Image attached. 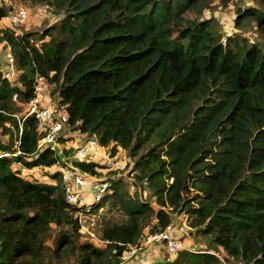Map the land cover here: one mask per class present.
Here are the masks:
<instances>
[{
	"label": "trees",
	"instance_id": "16d2710c",
	"mask_svg": "<svg viewBox=\"0 0 264 264\" xmlns=\"http://www.w3.org/2000/svg\"><path fill=\"white\" fill-rule=\"evenodd\" d=\"M38 1L64 14L40 36L10 27L0 5V43L19 70L15 80L0 71V264H64L75 254L73 264H124L128 246L140 247L176 213L190 215L209 246L149 264H264V0L236 18L256 23L260 42L225 37L206 17L212 2L232 0ZM40 76L71 130L111 157L128 153L153 191L155 206L121 201L128 218L104 221L103 247L79 242V209L65 199L60 170L54 183H40L14 168L63 167L73 154L40 147L35 117L23 118ZM71 164L105 176L95 161ZM52 223L68 228L55 247L46 243Z\"/></svg>",
	"mask_w": 264,
	"mask_h": 264
},
{
	"label": "rangeland",
	"instance_id": "374dc122",
	"mask_svg": "<svg viewBox=\"0 0 264 264\" xmlns=\"http://www.w3.org/2000/svg\"><path fill=\"white\" fill-rule=\"evenodd\" d=\"M0 5L5 6L10 11L18 6H24L28 9V20L20 27H17V31L20 33L36 31L40 36L44 29L48 28L50 25H55L64 16L62 12L57 11L53 7H50L44 1L0 0ZM257 5L258 0H232L229 4L212 2L208 11L205 12V15L206 17L211 16L212 23L214 24L215 28L221 31L225 37L228 35L234 36L236 34H240L241 36L246 37L248 42L258 40L260 42L262 41L263 35L257 29L256 23H254L253 21H248L239 26L236 22V18L238 17V8H241L242 11L246 7H255ZM4 22L7 23V20H5ZM1 50L4 51L5 48L2 47ZM47 88L48 92L46 94V100L49 101L47 104L50 106H58L60 108L61 105L58 103L57 96L54 97L50 94L52 86H48ZM75 133L78 134L74 135ZM75 133H73V141L65 143L62 147V150L69 146H79L85 142V139L87 137L86 135L81 134L80 132ZM1 139L5 143H7L8 141V137L2 136ZM107 151L109 152L110 148H107ZM103 156H106L105 152ZM65 163L71 164L70 157L66 159ZM115 163V167L112 170H108L107 172H105V176L103 175V177H110L112 179H115L116 181L119 180V188L117 190V194H114L115 190L113 188L109 193L111 196L109 197L107 202L101 205V207H95L91 212H76V215L79 218V222L81 224V230H83V236L79 240L80 243H94L97 246L102 247L106 245V242L102 241L101 239V229L104 221L112 220L121 222L128 218V215L122 209L121 201L123 199L129 200V198H135L149 202L152 206L156 205L153 191L148 186V183L146 181L141 182L135 177L136 171L134 170V161L130 158L129 154L125 151H119ZM17 165L19 164H14V168L19 169L22 175L25 177H31L33 180L40 183H50L52 181L51 173L44 172V169L42 170L43 172L39 170L33 173H26L25 171H23V169L20 168V165ZM53 169L54 168H50L46 171H50ZM25 170L27 171L28 169ZM189 221L190 215L188 214L179 215L176 213V217H173V223L177 226V228H185L186 230V232L184 233V240L189 250H202L207 248L209 246L210 236L197 234L195 232V229L190 228ZM63 229L68 228L52 223V230L50 232V235L47 237V245H49L50 247H55L57 236ZM150 234H148V236ZM131 246L133 249H135L134 245ZM141 246L137 248L138 251L131 250V253L128 252L125 255L126 262L124 264H149L151 262L161 263L166 259L175 257V255H171L167 251L165 246L159 245V243L156 242H148L147 239L141 244ZM215 251L220 254L221 257H225L224 251L220 249ZM76 255L77 254L65 258L64 264H73L76 259Z\"/></svg>",
	"mask_w": 264,
	"mask_h": 264
},
{
	"label": "built area",
	"instance_id": "2783aa9c",
	"mask_svg": "<svg viewBox=\"0 0 264 264\" xmlns=\"http://www.w3.org/2000/svg\"><path fill=\"white\" fill-rule=\"evenodd\" d=\"M29 17V11L24 6H18L13 9L5 17L7 24L14 29H18L23 25ZM7 66L3 71L5 78L15 80L19 76V70L16 66L15 58L11 49H6ZM48 84L44 77L37 78L35 85V94L32 99L25 105L24 116H34L38 123V132L40 134L39 146H46L50 149H59L62 152V147L65 143L73 141V133L69 124V117L67 110L64 107L50 106L47 104L46 94L48 92ZM78 133H75L76 135ZM71 140L63 143L62 138H70ZM71 147V146H70ZM69 148V147H67ZM73 154L70 156V161L73 159H86L88 161H95L99 165L98 171H108L115 167V157H111L106 147L101 146L97 139L88 138L79 146L73 147ZM106 156H103V154ZM19 153V152H17ZM2 156H11L10 153H2ZM101 161V162H100ZM62 173V181L64 183L65 199L68 203L76 205L80 212H91L94 207L99 204L103 198L113 189L115 179L110 177H98L96 175H86L80 170L67 164L63 167H58ZM185 228H177L172 223L164 229H160L155 233L146 236L148 242H156L159 245L166 247L171 255H176L179 251L187 247L185 243L184 233ZM145 239V241H146ZM131 250H136L129 246L123 254V259L126 261V254ZM204 250V249H202ZM127 251V252H126ZM201 251V250H200Z\"/></svg>",
	"mask_w": 264,
	"mask_h": 264
},
{
	"label": "crops",
	"instance_id": "0c3cea01",
	"mask_svg": "<svg viewBox=\"0 0 264 264\" xmlns=\"http://www.w3.org/2000/svg\"><path fill=\"white\" fill-rule=\"evenodd\" d=\"M2 47H6L5 46V44H3V43H0V71H4V69L6 68V66H7V58H6V55H5V50L3 51V50H1L2 49ZM6 49V48H5ZM49 101H47V103H48ZM56 170H58V168H54L53 170H50V171H46L45 169L43 170V171H45V172H48V173H53L54 171H56ZM36 171H39V169L38 168H36V169H29V170H25V172L26 173H31V172H36ZM40 171H42V170H40ZM42 171V172H43ZM51 182L50 183H54L55 182V180L53 179V178H51Z\"/></svg>",
	"mask_w": 264,
	"mask_h": 264
},
{
	"label": "water",
	"instance_id": "95a60500",
	"mask_svg": "<svg viewBox=\"0 0 264 264\" xmlns=\"http://www.w3.org/2000/svg\"><path fill=\"white\" fill-rule=\"evenodd\" d=\"M241 11V8H238V12H240ZM73 161H79V159H73Z\"/></svg>",
	"mask_w": 264,
	"mask_h": 264
},
{
	"label": "clouds",
	"instance_id": "9594fccd",
	"mask_svg": "<svg viewBox=\"0 0 264 264\" xmlns=\"http://www.w3.org/2000/svg\"><path fill=\"white\" fill-rule=\"evenodd\" d=\"M11 12V11H10ZM17 30V29H16ZM6 49H7V47H6ZM6 49H5V52H6Z\"/></svg>",
	"mask_w": 264,
	"mask_h": 264
}]
</instances>
